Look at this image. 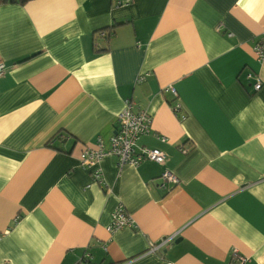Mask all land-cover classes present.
<instances>
[{
  "label": "crops",
  "instance_id": "0c3cea01",
  "mask_svg": "<svg viewBox=\"0 0 264 264\" xmlns=\"http://www.w3.org/2000/svg\"><path fill=\"white\" fill-rule=\"evenodd\" d=\"M263 33L264 0L0 1V264H264ZM128 99L165 160L94 181Z\"/></svg>",
  "mask_w": 264,
  "mask_h": 264
},
{
  "label": "built area",
  "instance_id": "2783aa9c",
  "mask_svg": "<svg viewBox=\"0 0 264 264\" xmlns=\"http://www.w3.org/2000/svg\"><path fill=\"white\" fill-rule=\"evenodd\" d=\"M120 1H118V4ZM256 59L258 61H264V33L260 41H258L254 47ZM6 66L0 62V76L4 74ZM145 75H139L136 79L137 82L144 80ZM261 87V83L257 81L254 88L258 90ZM171 89V88H170ZM174 93L173 89H171ZM181 107V104L177 102L173 108L176 113ZM134 103L131 99L125 102L124 108L118 112L116 116V130L111 137L110 145L108 148H103L102 145H98L95 148L88 147L84 149L80 155V163L84 166L92 169V180L101 181L102 172L101 169L96 166L97 163L107 154L116 156V163L118 166L124 164L138 165L145 160H151L157 163H163L165 160V154L158 148H149L146 146H137V140L141 135L148 132L150 128V119L146 111L134 112ZM162 141H165L163 136L159 137ZM162 176L168 182L173 184L177 183V178L168 171L163 172ZM133 220L130 216L123 213L122 207H116L112 214V220L107 227L109 231L114 229L123 228L125 226L133 225ZM172 237L160 240L157 244L150 248L151 252H155L161 249L162 246L169 244ZM89 258L88 255L82 257L83 264L85 260ZM249 258L243 254H239L237 250L231 252L229 264H248Z\"/></svg>",
  "mask_w": 264,
  "mask_h": 264
},
{
  "label": "trees",
  "instance_id": "16d2710c",
  "mask_svg": "<svg viewBox=\"0 0 264 264\" xmlns=\"http://www.w3.org/2000/svg\"><path fill=\"white\" fill-rule=\"evenodd\" d=\"M0 1H2V2H5V1H7V2H13V3H25L26 1H28V0H0ZM100 34H102V35H104L105 33L104 32H101ZM106 35V34H105ZM176 104V103H175ZM175 104L173 105V108H174V106H175ZM180 111V108L178 109V111L176 112V114H178V112ZM116 157V156H115ZM116 160H117V158H116Z\"/></svg>",
  "mask_w": 264,
  "mask_h": 264
}]
</instances>
